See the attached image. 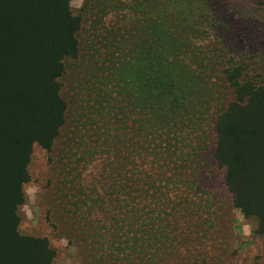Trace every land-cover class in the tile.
Instances as JSON below:
<instances>
[{
    "label": "rangeland",
    "instance_id": "rangeland-1",
    "mask_svg": "<svg viewBox=\"0 0 264 264\" xmlns=\"http://www.w3.org/2000/svg\"><path fill=\"white\" fill-rule=\"evenodd\" d=\"M207 1L72 2L82 19L81 51L60 81L67 122L51 151L35 147L21 211L20 232L47 239L54 264H264V238L235 207L223 170L209 155L213 121L231 93L224 69L241 60L259 78L264 60L248 58L264 51V41L226 36L224 15L217 17L214 0ZM229 4L227 23L259 9L256 0ZM164 54L167 70L157 62ZM168 76L175 82L164 90ZM183 77L190 82L181 84ZM150 79L151 94L167 100L172 116L198 120L179 139L196 150L182 176L183 163L167 165L170 171L149 164L156 155L146 139L150 102L143 93ZM259 81L264 85V72ZM163 158L157 153V162ZM171 171L177 176L167 183ZM153 181L163 188L144 197L138 188H154ZM175 184L184 192L179 197L166 190Z\"/></svg>",
    "mask_w": 264,
    "mask_h": 264
},
{
    "label": "trees",
    "instance_id": "trees-1",
    "mask_svg": "<svg viewBox=\"0 0 264 264\" xmlns=\"http://www.w3.org/2000/svg\"><path fill=\"white\" fill-rule=\"evenodd\" d=\"M73 1L0 0V264L55 262L56 252L47 239L20 232L21 211L27 203L26 187L32 179L29 166L35 147L51 151L67 122L69 106L62 97L60 81L66 73L67 61L77 59L81 51L82 19L72 8ZM256 1L259 9L255 14L239 15L234 22L227 23V18L230 20L227 6L232 4L229 0H214L211 5L214 14L220 19L224 15V27L228 24L224 29L226 36L264 41V0ZM206 3L209 5L210 0ZM189 12L187 17L191 15ZM263 54L264 51L251 52L252 58L248 60H264ZM167 55L162 58L160 55L157 61L165 63L164 70L169 65ZM244 65L240 60L237 67L224 69L231 93L224 110L213 121L214 141L209 155L223 170L235 207L245 219L256 223L254 235L264 238V85L259 81L264 69L259 78H253ZM173 82L175 77L168 76L160 87L165 90ZM185 82L190 80L183 77L181 84ZM150 84L151 79L146 83L147 92L143 93L150 102L145 109L148 150L154 147L156 154L149 164L183 163L178 170L182 176L194 163L191 155L196 150L190 152L189 146L179 139L198 120L185 115L172 116L167 100L160 101L158 95L151 94ZM200 126L201 123L197 127ZM159 152L164 156L161 163L156 161ZM134 154L136 150L131 153ZM166 170L170 171L168 166ZM174 172H170L167 183L177 176ZM164 175L165 172L158 174V178ZM146 178L151 180L153 176L149 174ZM178 182L184 183L182 179ZM152 184L154 188H138L144 197L148 191L157 194L163 188L156 186V181ZM181 189L175 184L172 190H166L179 197L184 193ZM178 205L169 208L171 216L177 214Z\"/></svg>",
    "mask_w": 264,
    "mask_h": 264
}]
</instances>
